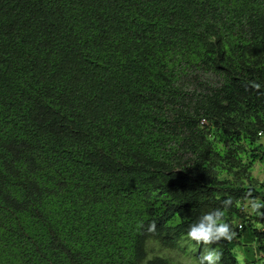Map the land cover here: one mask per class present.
I'll list each match as a JSON object with an SVG mask.
<instances>
[{"label":"trees","instance_id":"16d2710c","mask_svg":"<svg viewBox=\"0 0 264 264\" xmlns=\"http://www.w3.org/2000/svg\"><path fill=\"white\" fill-rule=\"evenodd\" d=\"M263 134L264 0H0V264L264 260Z\"/></svg>","mask_w":264,"mask_h":264},{"label":"rangeland","instance_id":"374dc122","mask_svg":"<svg viewBox=\"0 0 264 264\" xmlns=\"http://www.w3.org/2000/svg\"><path fill=\"white\" fill-rule=\"evenodd\" d=\"M258 143L261 152L264 153V134L259 138ZM252 175L258 181L264 180V155H262V159L254 165ZM245 209H247L246 211H249L248 208ZM183 237L185 239L177 241L173 249L162 250L156 245V243H152L150 246L151 253H159L166 256L171 259L174 264H199V259L207 255L209 252H215L218 254L217 250L209 243L198 244L188 238L187 235H183ZM234 253L239 264H264L262 255L255 246L247 247L238 244L234 249ZM254 259H256V262L252 263L251 261ZM216 264H219V261H217Z\"/></svg>","mask_w":264,"mask_h":264},{"label":"clouds","instance_id":"9594fccd","mask_svg":"<svg viewBox=\"0 0 264 264\" xmlns=\"http://www.w3.org/2000/svg\"><path fill=\"white\" fill-rule=\"evenodd\" d=\"M258 87V85L256 86ZM223 212L219 209L209 212L200 218L198 224L193 223L190 225L187 231V237L197 243L208 244L211 242H217L222 237L229 238V225L222 222ZM156 228L155 222H151L147 226V231L152 232ZM222 253L209 252L203 256L199 264H203L204 260H207L209 264H216L221 259Z\"/></svg>","mask_w":264,"mask_h":264}]
</instances>
